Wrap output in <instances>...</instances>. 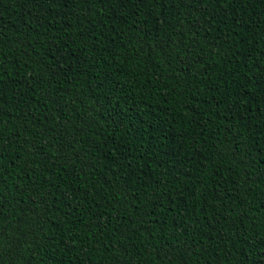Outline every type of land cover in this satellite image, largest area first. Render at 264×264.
Wrapping results in <instances>:
<instances>
[{"label": "trees", "instance_id": "16d2710c", "mask_svg": "<svg viewBox=\"0 0 264 264\" xmlns=\"http://www.w3.org/2000/svg\"><path fill=\"white\" fill-rule=\"evenodd\" d=\"M0 264H264V0H0Z\"/></svg>", "mask_w": 264, "mask_h": 264}]
</instances>
